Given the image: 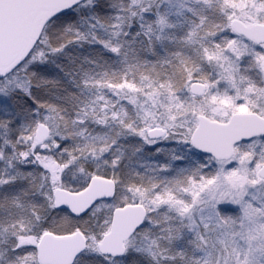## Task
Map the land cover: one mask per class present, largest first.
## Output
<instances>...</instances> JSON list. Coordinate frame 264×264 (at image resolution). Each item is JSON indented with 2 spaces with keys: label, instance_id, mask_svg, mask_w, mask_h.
I'll list each match as a JSON object with an SVG mask.
<instances>
[{
  "label": "snow or ice",
  "instance_id": "6c2138e0",
  "mask_svg": "<svg viewBox=\"0 0 264 264\" xmlns=\"http://www.w3.org/2000/svg\"><path fill=\"white\" fill-rule=\"evenodd\" d=\"M0 264H264V0H0Z\"/></svg>",
  "mask_w": 264,
  "mask_h": 264
}]
</instances>
